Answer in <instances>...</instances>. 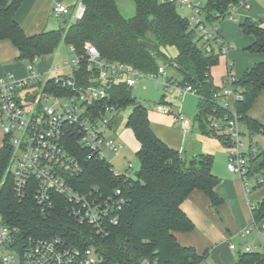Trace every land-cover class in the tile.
I'll list each match as a JSON object with an SVG mask.
<instances>
[{
	"label": "trees",
	"instance_id": "1",
	"mask_svg": "<svg viewBox=\"0 0 264 264\" xmlns=\"http://www.w3.org/2000/svg\"><path fill=\"white\" fill-rule=\"evenodd\" d=\"M81 1L85 11L80 19L67 21L58 29L28 35L15 17L23 0H0V39H10L19 51V58L27 61L53 53L64 41L77 54L82 55L85 45L90 43L105 59L130 63L143 71L157 69L160 59L176 63L184 77L182 82L193 85L202 96L195 115L202 133L228 143L224 131L233 111L225 105L224 98L213 96L219 87L211 75V68L219 62L221 54L208 53L201 48L202 38L178 12L176 0H135L136 11L129 18L123 16L116 0ZM240 1L207 0L203 8L207 21L216 23L228 17ZM241 28L244 34L255 37L247 50L264 52L263 22L247 17ZM143 42L153 43L154 50L145 47ZM171 45L178 51L174 60L164 52ZM78 70L79 77L88 75L84 65ZM234 78L232 84L241 90V99L235 103L241 123L249 136L260 134L264 127L248 112L264 90V61L247 69L242 77ZM48 87L57 93L67 92L58 85ZM131 89L123 82L115 83L109 96L98 101L95 111L100 114L107 105H115L117 109L132 105L126 126L140 142L136 153L139 169L135 177L115 174L104 158L82 146L76 137L68 142L83 168L73 181L74 186L81 190L98 186L106 194L116 189L122 192V209L106 233H99L89 223L77 220L63 197L55 195L54 206L45 209L36 202L31 191L20 198L14 190L13 177L7 173L13 151L7 138H3L0 147V217L7 225L17 227L18 241L29 237H59L68 245L93 246L100 256L97 264H204L210 251L200 253L192 245L181 244L176 233L194 228L181 206L193 190L205 192L213 207L223 202L216 191L221 178L212 170L214 156L199 153L188 158L158 137L152 129L148 108L137 102ZM209 117L220 122L222 132L212 125ZM120 120L118 125L122 123ZM251 161L254 167L249 169V176L264 171V150L251 157ZM250 205L254 218L264 217V198ZM234 264H264V251H241Z\"/></svg>",
	"mask_w": 264,
	"mask_h": 264
},
{
	"label": "built area",
	"instance_id": "2",
	"mask_svg": "<svg viewBox=\"0 0 264 264\" xmlns=\"http://www.w3.org/2000/svg\"><path fill=\"white\" fill-rule=\"evenodd\" d=\"M178 3L191 9L189 25L202 38L201 48L208 53L227 55L233 44L221 36L216 23L207 21L200 2L176 0ZM239 6L247 7L248 0H241ZM235 7L228 16L231 19H235ZM84 11L85 5L81 0L74 10L64 3H57L52 9L55 16L70 15L73 20L80 19ZM71 50L74 56L65 63L68 72L63 71V64L55 65L48 72H40L36 68L35 57L33 61L27 62L26 76L17 77L9 73L0 77L2 129L4 138L13 147L7 173L13 177L14 190L20 198L31 191L36 202L45 209L54 206L55 195L63 197L69 202L70 212L77 220L89 223L99 233H106L108 226L117 219L124 197L120 189L106 194L98 186L86 190L74 186L73 181L83 168L79 158L69 149V140L76 137L82 146L104 158L118 175L121 173L114 167L109 155H119L123 145L105 133L117 108L107 105L100 114L95 111L98 101L109 96L112 85L123 82L133 87L145 78L161 83L167 90L178 89L182 94L202 96L193 85L169 75L162 64H158L155 70L143 71L130 63L105 59L98 48L90 43L85 45L82 55L77 54L73 47ZM82 65L88 74L85 77L78 76V69ZM174 65L178 69V65ZM234 79L233 72L228 70L225 84L213 95L215 98H224L227 107L231 101L235 104L241 99V90L232 84ZM49 84L58 85L67 92L50 90ZM155 108L164 114H173L184 134L190 131V121L184 111H174L171 105L164 103L156 104ZM231 110L233 115L224 131L228 138L225 144L228 151L227 166L240 175L246 192H250V179L257 173L248 175L249 169L254 167L251 157H256L264 150V129L260 132V145L254 141L258 134L250 135L247 143L243 139L240 116L235 107ZM209 119L220 130V122L211 117ZM132 166V163H128V168ZM121 175L128 176L126 173ZM261 184H264V171H260L254 180L253 189ZM17 233V227L7 225L0 217V264H97L100 259L93 246L68 245L59 237H29L18 241ZM241 233L243 236L256 234L264 237V217H253ZM230 247L235 249L236 244L232 243ZM258 247L256 242L249 243L245 245L244 251H257Z\"/></svg>",
	"mask_w": 264,
	"mask_h": 264
},
{
	"label": "crops",
	"instance_id": "3",
	"mask_svg": "<svg viewBox=\"0 0 264 264\" xmlns=\"http://www.w3.org/2000/svg\"><path fill=\"white\" fill-rule=\"evenodd\" d=\"M79 1L80 0H23V2L18 7L15 13V17L28 35H34L40 33L45 29H57V27L55 28L50 27V25H52L51 19L54 17L58 19H62V18L64 19L63 23L59 25V28L61 26H64L67 23V21H73L70 15L64 17L55 16L52 12V9L57 3H64L68 5L72 10H74V8L76 7ZM263 10L264 9H262L258 0H248L247 7L246 6L235 7V9L233 10L235 19L229 18L230 20H238L237 25L231 21H222V19L220 20L219 32L221 36L225 40L231 42L232 44L233 43L235 44L234 48L230 49L226 56L225 55H221V56L226 57L225 68L227 73L230 65L232 68L233 75L237 78L242 77L247 69L253 67L255 64L259 62L264 61V52L251 53L250 51L247 50V48L254 42L255 37L253 35L244 34L241 28V23L247 17H252L255 20L264 22ZM69 48L70 51L72 52L70 46ZM67 60H70V58L69 57L63 58L59 62L53 61L52 64H50L46 68L38 67L36 64V68L40 72H48L49 69L53 68L57 64H63L65 67V63ZM27 62H28L27 60L19 58V51L15 46V44L10 39L8 38L0 39V77L5 76L9 73H12L17 77L26 76ZM64 67H63V71L68 72V68L67 67L64 68ZM175 73H173L174 74L173 76H175ZM212 78L214 84L218 87H221L220 85L217 84L218 82H216L214 75H212ZM224 79L225 77H223V80ZM161 103L166 104L167 102L163 100ZM154 111L157 113L164 114L162 112L157 111L156 108H154ZM186 114L188 115V113ZM248 115L258 120L264 127V90L257 97L256 101L249 110ZM171 118L173 122H177L173 114H171ZM188 119L190 121V131L187 134H184L178 122V131H180V134L174 136L169 132L167 127H163L161 125L153 123L152 119L150 118L152 129L154 130V132L157 134L158 137H160L162 140H164L167 144H169L173 148H176L182 153H184L188 158H191L192 156H189L187 154V149H183L184 144L182 141L184 138L188 137L189 135L190 136L193 135L194 132L195 124L192 121V119L189 117V115H188ZM0 124L2 128V121ZM199 138L202 141V143L204 142L208 144V142L210 141L211 143H213L214 146L220 148H221V144H223L219 139H215V138L211 139L205 135L204 136L202 135ZM138 143L140 148V142ZM224 147H226V145ZM204 150L206 152L210 151L206 149ZM130 157L131 154L128 153L127 150H124V148L122 147L120 154L117 156H113L111 160L114 167H116L117 169L119 168L121 171L128 174V176H132V174L134 175L137 174L139 167L137 166L136 168ZM128 163H132L133 166L131 168H128ZM229 174L231 179L225 181H222L221 179V182L216 187L217 193L223 198V202L219 206L213 207L209 196L202 190L195 189L189 194V196L184 200L181 206L193 221L194 228L191 231H179L176 233V237L181 244L192 245L200 253L209 250L210 251L209 256H212L214 259L217 258V252L219 251L218 247L220 246L219 245L220 241H222L225 238L223 236H220V233L217 231L218 229L212 228L213 227L212 222L218 221L220 214L223 217L224 210L229 211V208H231V209L240 210L242 212L243 210L246 211L243 212L245 218L242 219V223L240 227H238L235 233L239 234L240 239L250 237V236H243L241 232L243 228L249 223V221L253 219L251 218L253 214L250 205L253 199L252 193H251V197H248L246 194V190L244 189L245 184L243 179L239 178L237 175L235 176V174L233 173H229ZM262 198H264V193L258 197L259 201ZM257 238L258 236H255V238L250 243L256 242L260 247L261 244L259 243ZM228 239L230 240V244L232 243L236 244L235 249H232L229 244V248L232 251L235 250H238L240 252L244 251L245 245L249 244V242H247L246 244L243 245V247H241L240 245L241 240L239 241V243H237V242H232L231 237ZM259 247L257 250H259ZM235 259L237 260V257ZM236 260L234 261V263L236 262Z\"/></svg>",
	"mask_w": 264,
	"mask_h": 264
},
{
	"label": "rangeland",
	"instance_id": "4",
	"mask_svg": "<svg viewBox=\"0 0 264 264\" xmlns=\"http://www.w3.org/2000/svg\"><path fill=\"white\" fill-rule=\"evenodd\" d=\"M118 7L123 14V16L129 18L132 17L135 14L136 11V3L135 0H116ZM193 2L197 3L200 2V5L202 8H205L207 0H192ZM260 3V6L262 9H264V0H258ZM177 10L178 12L189 19L192 15V11L188 7H182L180 3L177 4ZM264 11V10H263ZM64 19H58V18H52L50 27H57L59 28V25L62 24ZM222 21H231L238 24V20H230L229 17H226L222 19ZM220 21H217L216 24L219 27ZM264 25V22H263ZM235 44L233 43V48ZM232 48V49H233ZM164 52L168 55V58L170 60H174L177 56V48L176 46H168L164 49ZM74 53L70 51L69 45H67L64 41H61L59 46L56 48L54 53L38 56L34 62L37 64L38 67L46 68L52 62H59L63 58L69 57L70 59L73 58ZM226 56V55H225ZM220 56L219 62L212 66L211 71L212 74L215 77L217 84L220 86H223L225 84L223 77H226L227 71L225 68V61L226 57ZM169 60H158V64H162L166 66L167 73L169 75H174L178 80L181 82L184 80V77L182 73L177 69V67L174 65V63L170 64L168 62ZM180 73V74H178ZM132 94L134 97H136L137 102L143 104L148 108L149 116L152 119L153 123L161 125L163 127H167L169 132L177 136L180 134V131H178V122H173L171 118V114H161L154 111L155 105L158 103H161L163 100H165L167 103L172 106L174 111H184L185 113H188L189 117L194 122V132L193 135H189L188 137L184 138L183 149H187V154L189 156H195L199 153H211L214 156V163H213V171L222 179V181L231 179L229 173L237 175L239 178L240 175L232 172L228 167V151L226 147H224V144H221V148L214 146L213 143L210 141L207 143H202L200 140V136H204L205 134L202 133L200 128V122L198 119H195V115L197 113L198 109V102L200 100V96L194 93H188V94H182L180 90L173 89V90H167L164 88V86L154 80L151 79H145L142 78L139 80L133 87H132ZM235 107V104L233 101L229 103V108L233 109ZM27 110H30V104H27ZM132 111V105L125 107L123 109H117L113 116L111 125L108 126L105 129L106 135L112 138H116L119 140L124 150H127L128 153L131 154V160L134 163V165L139 167V161L137 158L136 153L139 149V140L135 136L133 130L130 127L126 126V119L129 116V114ZM118 119H121L120 122L122 123L118 125ZM1 123V120H0ZM241 129L244 130L245 135L243 136V139L248 143V137H249V131L246 130L244 124L241 123ZM119 132V133H118ZM208 138H215L212 136L205 135ZM4 133L1 128L0 124V147L3 143ZM217 139V138H215ZM260 145L262 142V135L258 134L256 139ZM206 150H210L209 152H206ZM113 155H109V158L112 159ZM119 169V168H118ZM121 174H124L123 171L119 169ZM259 175V172H257L251 179H250V192H246L248 197H251L252 193V204H257L259 201L258 197L264 193V184L256 189L253 188V183L256 177ZM133 177L136 175L132 174ZM245 187V185H244ZM246 190V187L244 188ZM246 196V195H245ZM247 199V198H246ZM250 202V201H248ZM243 212H246L243 210ZM240 210L231 209L229 208V211L224 210V216L219 215L218 221L212 222V228L218 229L217 231L220 233V236H223L225 239L220 241L218 252H217V258L214 259L212 256H209L208 259L204 262V264H234L235 258L238 256L239 252L238 250L232 251L229 248L230 240L228 238L231 237L232 242H237L241 240V247H243L244 244L247 242H252V240L255 238L256 234L250 235V237L247 238H241L239 234L235 233L238 227H240L242 223V219L245 218L244 214ZM252 216V214H251ZM253 218V216L251 217ZM252 220V219H251ZM250 222V221H249ZM257 240L261 244L259 247V250L264 251V237L262 235H259Z\"/></svg>",
	"mask_w": 264,
	"mask_h": 264
},
{
	"label": "water",
	"instance_id": "5",
	"mask_svg": "<svg viewBox=\"0 0 264 264\" xmlns=\"http://www.w3.org/2000/svg\"><path fill=\"white\" fill-rule=\"evenodd\" d=\"M145 47H147L150 50H154L155 45L153 43H149V42H143Z\"/></svg>",
	"mask_w": 264,
	"mask_h": 264
}]
</instances>
